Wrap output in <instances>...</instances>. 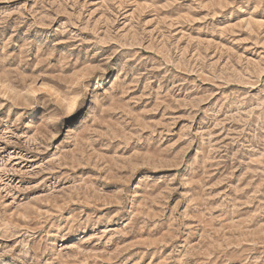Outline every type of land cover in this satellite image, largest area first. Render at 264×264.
Returning a JSON list of instances; mask_svg holds the SVG:
<instances>
[{
    "label": "rangeland",
    "instance_id": "obj_1",
    "mask_svg": "<svg viewBox=\"0 0 264 264\" xmlns=\"http://www.w3.org/2000/svg\"><path fill=\"white\" fill-rule=\"evenodd\" d=\"M0 264H264V0H0Z\"/></svg>",
    "mask_w": 264,
    "mask_h": 264
}]
</instances>
